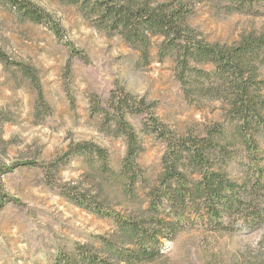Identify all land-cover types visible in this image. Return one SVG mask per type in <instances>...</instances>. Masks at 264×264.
Listing matches in <instances>:
<instances>
[{
	"label": "trees",
	"instance_id": "obj_1",
	"mask_svg": "<svg viewBox=\"0 0 264 264\" xmlns=\"http://www.w3.org/2000/svg\"><path fill=\"white\" fill-rule=\"evenodd\" d=\"M77 6L93 27L117 35L149 63L152 49L159 61L170 59L185 101L201 109L221 106V120L205 124L200 134L176 136L154 113V107L123 89L112 91L108 111L92 102L107 135L124 140L126 152L118 172L105 149L90 142L70 144L64 157L95 163L104 183L117 182L124 202L112 206L110 195L94 180L78 189L56 185L50 174L62 159L46 166L35 162L1 165L0 177L23 166L39 167L58 195L88 213L109 220V234L91 235L85 242H65L47 264H151L163 256L176 237L189 230L220 234L254 232L264 227V34H245L232 45L210 43L198 35L190 18L205 4L214 14H264V0H60ZM0 6L22 21L60 29L31 0H0ZM152 40H156L153 47ZM0 64L18 71L37 93L34 70L10 59L0 47ZM36 105V110L39 109ZM140 131L162 146L160 173L147 184L137 160L142 151L127 117H138ZM93 160V162H91ZM66 161V162H68ZM11 202L0 191V208Z\"/></svg>",
	"mask_w": 264,
	"mask_h": 264
},
{
	"label": "rangeland",
	"instance_id": "obj_2",
	"mask_svg": "<svg viewBox=\"0 0 264 264\" xmlns=\"http://www.w3.org/2000/svg\"><path fill=\"white\" fill-rule=\"evenodd\" d=\"M31 1L50 16L60 34L22 21L0 6V47L10 59L34 70L42 93V103L37 104L28 80L0 64V164L31 161L47 167L62 159L50 174L56 185L85 189L96 180L110 195L111 206L122 211L117 182L103 184L90 160L64 157L70 144L90 142L105 149L111 169L119 171L126 152L124 140L106 134L100 114L92 112V102L108 111L112 91L123 89L153 105L156 117L176 136L200 134L205 124L220 121V103L208 102L201 109L189 105L175 79L172 60L159 61L152 49L145 64L122 38L94 28L93 16H83L77 6L60 0ZM190 24L210 43L232 45L245 34H264V14H214L205 4L193 8ZM152 42L154 47L157 41ZM140 118L127 117V121L142 147L137 163L147 184H152L160 173L163 149L141 133ZM46 181L37 166L18 167L0 177V191L11 199L0 208V264H47L59 245L112 231L109 220L71 204ZM151 264H264V227L235 234L189 230L167 244L163 256Z\"/></svg>",
	"mask_w": 264,
	"mask_h": 264
}]
</instances>
